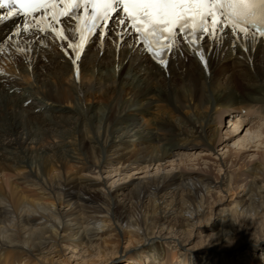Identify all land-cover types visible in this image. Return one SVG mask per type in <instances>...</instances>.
Wrapping results in <instances>:
<instances>
[{
	"label": "bare ground",
	"instance_id": "6f19581e",
	"mask_svg": "<svg viewBox=\"0 0 264 264\" xmlns=\"http://www.w3.org/2000/svg\"><path fill=\"white\" fill-rule=\"evenodd\" d=\"M17 23L0 10V264H264L260 39L204 38L203 61L181 41L161 65L127 32L75 59ZM223 102L246 114L208 134ZM242 118L239 149L218 147ZM184 191L207 217L179 206Z\"/></svg>",
	"mask_w": 264,
	"mask_h": 264
},
{
	"label": "snow or ice",
	"instance_id": "6c2138e0",
	"mask_svg": "<svg viewBox=\"0 0 264 264\" xmlns=\"http://www.w3.org/2000/svg\"><path fill=\"white\" fill-rule=\"evenodd\" d=\"M61 4L65 7L58 8ZM249 5L256 7L249 8ZM5 6L10 9L9 16H32L40 32L50 29L62 41H68L67 47L77 57L88 42L89 34L98 33L101 39L106 38L104 29L109 27L113 16H120L117 23L128 26L136 38L142 40L151 58L161 65L167 63L165 51L179 46L180 36L203 61L201 41L205 35L215 39L217 25L220 24L230 29L233 36L239 32L245 39L249 36L255 39L257 35L264 37V0H0V8ZM81 6H84L86 17L76 15L75 10ZM41 12L42 16L33 15ZM48 16H51V21L45 23ZM61 17L83 20L85 27L57 29L52 22L61 24ZM246 17H250L248 22L241 23ZM30 27L26 23L24 31L28 32ZM69 31L80 32L79 42H73L66 35ZM116 34L121 38L125 35L122 31ZM17 51L24 50L18 48Z\"/></svg>",
	"mask_w": 264,
	"mask_h": 264
},
{
	"label": "rangeland",
	"instance_id": "374dc122",
	"mask_svg": "<svg viewBox=\"0 0 264 264\" xmlns=\"http://www.w3.org/2000/svg\"><path fill=\"white\" fill-rule=\"evenodd\" d=\"M254 73V72H253ZM224 79V77L221 79V80H223ZM236 90V89H235ZM236 92H238V90H236ZM240 93V97H242V92L240 91L239 92ZM95 105L96 106H101L100 104H97V103H95ZM215 109L213 110V114H212V116H213V120L211 121V123H210V125H209V128L207 129L208 130V134H213V135H215L216 134V131L217 130H220L221 129V131L224 133V131H225V129L227 128V127H229L233 122H235L237 119L239 120L240 118L239 117H242V116H244L245 114H246V110H245V108H243L242 106H239V105H237V104H234V105H230V104H227V103H225V102H223V103H221V104H219V105H217V106H215L214 107ZM190 110L191 111H189L187 108L185 109V110H182V112H172V110L170 109H165V111H162V113H163V115L164 116H166V117H170V119H172V120H176V114L177 115H179V116H181V118L183 119V121H185V119L187 118V117H193V114H194V110L193 109H191L190 108ZM152 116V113L151 114H147V116L145 117V118H142L141 120L144 122V126L145 125H147L148 127H150V122L152 121L151 119L150 120H146V118H150ZM32 117V116H31ZM67 117H72V118H75V116H72V115H68ZM180 118V119H181ZM185 118V119H184ZM34 121V120H33ZM55 121H57V119L55 120ZM176 121H178V120H176ZM241 121L242 122H245V123H242L241 125H240V127H239V129L238 130H241V132L240 133H236V132H238V130L237 131H234L233 132V135H234V137L233 136H231L232 138H230V139H228L229 137H227L225 140L227 141V143H219V145H218V147H223L224 148V145L225 144H227V146L230 148V149H233V150H237V149H239V146L238 147H236V144H233L234 143V141H236L238 138H240L242 135H243V133H244V129L245 128H247V126H249V123H248V121L247 120H245L244 121V119L242 118L241 119ZM238 122V121H237ZM63 123V122H62ZM243 127V129H241ZM231 128V127H230ZM96 129H98V130H100V127H99V124H95L94 126H93V130L94 131H96ZM237 134V135H236ZM206 136V135H205ZM39 137H40V135H39ZM60 138L59 137H55V136H52L51 135V137H46L45 139H44V141L42 142V144L43 145H49V146H51V145H53V144H57L59 141H61V139L59 140ZM188 139H191V138H188ZM196 144H197V140H193ZM136 142V141H135ZM125 145H127V144H125ZM125 145H123V146H125ZM122 147V146H121ZM132 148V146H130V148H126L127 149V151H126V149H125V151L124 150H120L121 152H128V151H130L129 149H131ZM149 148L150 147H148V150H149ZM203 150H205V148L204 147H201V146H199V145H196V147H195V149L194 150H190L189 151V153L190 152H196V153H198L197 151H203ZM224 151V150H223ZM123 152V153H124ZM190 162V161H189ZM78 166V165H77ZM77 166H75L74 167V164H71V163H67L66 164V167H63L62 169L63 170H67V172L69 173H71V172H73L76 168H77ZM14 178V177H13ZM13 178H10L9 177V181H12V179ZM186 193V194H185ZM182 194V195H181ZM183 195H185V197H186V195H187V192H181L180 193V196L178 195L177 196V198L179 199V197L181 198V200H182V204L180 203L179 204V206L180 205H182V206H187L188 205V203H189V206H187V207H189L190 209H193L194 211H197V212H199V214H201V216H206L207 217V215L204 213L205 211H207V209H208V205L206 206V207H204L206 204H204V201H202V199L200 200L198 197L196 198V199H191V200H194V201H191L189 198H187L186 197V199H185V197L183 196ZM150 199H152V198H150ZM147 200V201H145L144 203H142V204H144V207H146V210H150L151 209V211H152V208H148V207H152V206H154L155 204H153L154 202L152 201V200ZM209 199V198H208ZM210 199H212V198H210ZM210 199H209V201H210ZM170 200H172V199H170ZM151 201H152V204H150L151 203ZM185 201V202H184ZM188 203H187V202ZM191 201V202H190ZM198 201H200L199 203H198ZM193 202V203H192ZM195 202V203H194ZM197 202V203H196ZM203 202V203H202ZM148 205H147V204ZM186 203H187V205H186ZM191 203V204H190ZM201 203V204H200ZM184 204V205H183ZM146 205V206H145ZM193 205H195V206H193ZM197 205V206H196ZM182 206H180V207H182ZM193 208H192V207ZM198 206H200V208L198 207ZM144 207H143V205H142V208L144 209ZM179 207V208H180ZM199 208V209H198ZM153 209H156L155 208V206L153 207ZM203 210V211H202ZM151 211H149V212H151ZM153 212V211H152ZM201 212V213H200ZM207 213V212H206ZM203 214V215H202ZM116 256H117V254H116ZM115 256H113L112 258H114ZM123 259H124V257H123ZM59 260H62V256L59 258ZM122 261V260H121ZM99 262L100 261H98V262H96V264H99ZM18 262H14L13 264H17ZM144 263H145V261H144ZM31 264V263H30ZM146 264H147V262H146Z\"/></svg>",
	"mask_w": 264,
	"mask_h": 264
},
{
	"label": "clouds",
	"instance_id": "9594fccd",
	"mask_svg": "<svg viewBox=\"0 0 264 264\" xmlns=\"http://www.w3.org/2000/svg\"><path fill=\"white\" fill-rule=\"evenodd\" d=\"M247 7H249V8H254V7H256V6H254V5H249V6H247ZM250 17H246L244 20H241L240 22L241 23H246V22H248V19H249Z\"/></svg>",
	"mask_w": 264,
	"mask_h": 264
}]
</instances>
